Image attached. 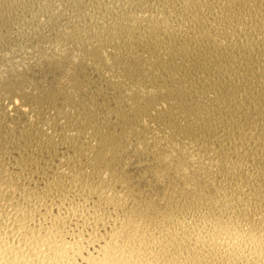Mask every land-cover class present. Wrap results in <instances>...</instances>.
Returning a JSON list of instances; mask_svg holds the SVG:
<instances>
[{"label": "bare ground", "instance_id": "1", "mask_svg": "<svg viewBox=\"0 0 264 264\" xmlns=\"http://www.w3.org/2000/svg\"><path fill=\"white\" fill-rule=\"evenodd\" d=\"M98 7L0 45V264H264V0Z\"/></svg>", "mask_w": 264, "mask_h": 264}, {"label": "rangeland", "instance_id": "2", "mask_svg": "<svg viewBox=\"0 0 264 264\" xmlns=\"http://www.w3.org/2000/svg\"><path fill=\"white\" fill-rule=\"evenodd\" d=\"M81 1L79 0V3L82 4L77 5L78 0H0V43H1L0 45L4 47L5 45H8V42L28 39L30 35L35 32L34 30H36L38 27H39L38 29L44 30V32L46 31L45 33L49 32L47 30L51 29L53 25L52 23L53 20L52 21H48V20L53 19L52 16L57 17L59 15L60 17L59 22H63L64 20L61 21L62 20L61 15H64L63 13H67L69 10H71L69 11L70 13L72 12L76 13L77 10L78 12L80 11L82 12L85 9L88 10L89 8L94 7L93 9H90L91 10L90 12H92V10L100 9V7L98 6L102 7L105 5L104 8L102 7V9L103 10L105 9L107 11L106 9L107 7L111 8L112 6L115 5V3L117 4L119 1H125V0H118L117 2L114 0H113L114 2L112 0H84V1L81 0ZM108 2H110V4ZM111 2L112 4L113 3L114 4L111 5ZM107 3L111 6H109ZM79 5L82 6V8H80ZM74 6H77L79 8L76 7L77 8L76 9ZM73 7L75 9H73ZM61 8L63 9L61 10ZM64 8L65 9L68 8L69 10L67 9L66 11H64L65 10ZM51 14H52L51 16L52 18L49 17ZM58 18H56L57 19L56 22L58 21Z\"/></svg>", "mask_w": 264, "mask_h": 264}]
</instances>
